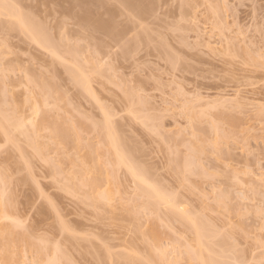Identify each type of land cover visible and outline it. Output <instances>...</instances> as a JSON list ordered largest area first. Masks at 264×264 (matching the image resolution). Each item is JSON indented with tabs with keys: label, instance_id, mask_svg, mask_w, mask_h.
Listing matches in <instances>:
<instances>
[{
	"label": "rangeland",
	"instance_id": "374dc122",
	"mask_svg": "<svg viewBox=\"0 0 264 264\" xmlns=\"http://www.w3.org/2000/svg\"><path fill=\"white\" fill-rule=\"evenodd\" d=\"M10 1L16 5L14 9L20 7L19 14L28 24H39L41 35L48 33L50 44L45 49L44 44L34 42L26 30H21L14 16L0 15V98L4 92L6 98L5 104L0 99V107L6 112L14 107L25 125L32 122L28 118L33 115L32 104L47 95V102L57 103L55 109L61 108L81 138L75 146H63L51 134L49 119L41 122L35 116L34 127L32 123L23 127L38 142L45 143L46 148L38 151L25 139L24 128H0V196L9 214L0 222H14L16 232H29L19 246L24 256L21 258L16 248V257L24 264H39L60 248L74 264H129L121 256L126 253L136 255L135 260L130 258L134 264L152 263L137 259L145 254L143 235L149 237L153 214L138 205L140 198L134 191L137 184L124 165L115 170L117 180L109 185L112 201L101 206L94 201L96 191L104 185L95 188L90 184L95 175L92 163L99 162L103 169L111 167L107 163L112 159L111 150L99 131V123L107 114L118 131L114 130L115 135L119 134L120 142L129 149L128 158L134 154L132 159H138V167L145 168L151 182L157 181L156 186L176 193L173 195L180 197L183 201L177 200L191 213H201L202 218L213 222L214 228L205 220L215 230L213 242L221 244L218 248L226 249L230 256L224 264H264V0H141L146 10L142 7L139 15L120 0H77L79 4L76 0ZM108 7L112 11L108 12ZM84 10L89 16L98 14L97 18L106 23L111 22V16L116 33L119 29L121 35L112 36L108 28L100 30L96 24L99 19L92 21L94 17H90L91 22L81 21L78 16ZM74 45L79 55L72 51ZM56 49L66 54H58L55 59L51 55ZM171 55L174 59L170 63ZM73 57L82 67L87 90L71 78L67 69ZM48 68L57 72L50 74ZM42 70L50 72L43 74ZM50 77L56 88L48 82ZM40 79L41 86L49 88L50 84L59 92L52 90L48 96L50 90L41 89ZM44 81L49 84L44 85ZM129 92L132 95H127ZM48 107L53 114L55 106ZM197 112L203 114L202 122L196 120L204 127L202 131L213 119L223 126L221 130L233 121L234 126H230L234 133L229 134L228 141L219 143L221 150L216 151L210 146L213 132L201 131L205 150L197 156V166L207 174L201 178L189 173V181L187 177L184 181L180 180V165L201 136L198 125L189 120ZM126 149L121 151L125 153ZM174 159L180 165L173 164ZM51 166L61 171L55 174ZM178 166L180 176L174 171ZM76 171L71 180L65 178ZM64 182L76 184L75 190L67 191ZM221 191L222 195L227 191L228 197L218 204L215 197ZM133 201L137 208L133 206L137 212L134 219V210L127 211ZM162 207L163 221L170 223L171 217L167 218L168 212ZM161 211L159 216L164 218ZM172 219L171 232L170 224H166L167 229L158 228L160 244L170 261L186 264L185 249L191 232ZM56 261L53 264H59Z\"/></svg>",
	"mask_w": 264,
	"mask_h": 264
},
{
	"label": "bare ground",
	"instance_id": "6f19581e",
	"mask_svg": "<svg viewBox=\"0 0 264 264\" xmlns=\"http://www.w3.org/2000/svg\"><path fill=\"white\" fill-rule=\"evenodd\" d=\"M74 1V0H73ZM95 1V0H94ZM97 1H100V0H97ZM97 1H95L96 3H97ZM119 1V0H118ZM120 1H122L124 4L126 3L127 5H129V6H132V8H131V10H133L134 8L137 10H135V12L137 13V12H139L138 13V15L140 14V13H142L143 12V8L142 7H144L145 8V10H146V7H145V4H144V6H142L143 5V3H145V0H143V1H141V0H120ZM138 1H140V2H138ZM10 2V3H9ZM74 2H77V0L76 1H74ZM141 2H143V3H141ZM78 3V2H77ZM141 3V4H140ZM10 4H12V6L10 5ZM17 4V3H16ZM79 4V3H78ZM14 3L12 2L11 3V1L9 0V1H7V0H0V15L2 14H4L5 16H9L10 18L12 17V18H14L13 20L14 21H16L15 23L17 24V25H21V26H19L20 28H21V30L24 32V30H26L25 32H26V35H28L29 37H30V39L32 38V40L35 42H37V43H39V45L41 44H44V46H45V49H48L47 47L48 46H46V45H48V44H50V36H48V33H43L42 35L40 34V27L38 28L37 26H39V24H35V25H30V24H28L27 23V21H26V18H25V16L24 15H21V14H19V10L17 9V8H15L14 9ZM123 5V4H122ZM186 5V4H185ZM16 6V5H15ZM17 6H18V4H17ZM129 6H127L126 8H128V9H130V7ZM184 6V5H183ZM182 6V7H183ZM211 6V5H210ZM214 6H216V5H214ZM187 7V6H186ZM110 7H108L107 8V11L109 12V11H112V9H110V10H108ZM185 8V7H184ZM183 8V11L185 10ZM213 7L211 6V9H212ZM216 8H218V7H216ZM18 10V12H16L17 10ZM16 10V11H15ZM142 11V12H141ZM214 11V10H213ZM21 12H23L22 10H21ZM84 12L85 13H83V15L82 16H78L79 17V19L81 20V19H83L84 21L85 20H90V17H94V19L93 18H91V20L92 21H97V19H99V22L98 23H96V24H99V25H97V27H99L100 26V28L102 27L103 28V31H104V28H105V30H106V28H108V32L109 33H111L112 34V36L114 35V37L115 36H117V35H115V34H118V36L119 35H121V32H120V30L118 29V32L119 33H116L117 32V30H115L114 28L115 27H113V25H114V23L112 24V22H114L113 21V19L111 18V16L108 18V20L109 21H111V22H109V23H106L105 22V20L104 19H102L101 20V17L100 18H97V17H99V16H96V15H98V14H95V16H94V14L91 16H89V14L84 10ZM187 12V11H186ZM218 12V11H217ZM182 13V12H181ZM185 14V13H184ZM214 14H216V13H214ZM219 15V14H218ZM14 16V17H13ZM182 16H184L183 14H182ZM80 17H82V18H80ZM96 17V18H95ZM219 17H220V15H219ZM91 20H90V22H91ZM104 20V21H103ZM82 21V20H81ZM101 21V22H100ZM103 21V22H102ZM220 21V20H219ZM223 22V21H222ZM87 23H89V21H87ZM94 23V22H93ZM95 23L93 24L94 26H95ZM217 23H218V21H217ZM13 25V22H10V24H9V26L10 25ZM92 24V23H91ZM16 25V26H17ZM110 25V26H109ZM112 25V26H111ZM8 26V25H7ZM14 26L15 25H13L12 26V28H14ZM218 26V25H217ZM220 26V25H219ZM224 26V25H223ZM223 26L221 27V29L223 28ZM18 27V28H19ZM24 27V28H23ZM97 27H96V29H97ZM110 27H113V29L115 30V33H114V30H112V28L111 29H109ZM17 28V27H16ZM20 28H19V30H20ZM99 28V29H100ZM102 28L100 29V30H102ZM15 29V28H14ZM98 29V30H99ZM110 30H111V32H110ZM21 31V32H22ZM112 31H113V33H112ZM122 31V30H121ZM105 32H107V31H105ZM29 33V34H28ZM47 34V35H46ZM46 36H48L47 38H46ZM28 37V38H29ZM31 40V41H32ZM32 41V42H33ZM44 46H43V48H44ZM77 47V45L75 46H73V48H71L72 49V51L73 52H77V53H75V54H77V55H79L78 53L80 52L79 50H78V47ZM74 48H76L77 49V51H75L74 50ZM59 49H56V52L54 53L55 55H51V56H53V57H55V59H56V57H59L60 55L62 56L63 55V53H65L66 54V52H64L65 50H63V53L62 54H60L61 52H62V50L61 51H58ZM66 51H68L69 52V48H68V50H66ZM58 52H60V53H58ZM67 52V53H68ZM72 52V53H73ZM58 54H59V56H58ZM74 54V53H73ZM72 54V55H73ZM74 54V56H76V59H77V55H75ZM169 56H170V54H169ZM251 57V56H250ZM74 59L72 60V62H71V64H70V66L67 68L68 70H69V73H70V76H71V78L76 82V83H78V84H80L82 87H84L85 88V90H87V79H86V77H85V75H84V72H83V70H82V67H81V65H80V63H78L76 60H75V57H73ZM168 58V57H167ZM174 59V57H173V55H171V57H169V62L171 63V59ZM177 58V57H176ZM252 58V57H251ZM54 59V58H53ZM79 59V58H78ZM80 60V59H79ZM78 60V61H79ZM253 60V59H252ZM176 61V60H175ZM174 61V62H175ZM50 63V62H49ZM50 66V65H49ZM54 69L55 68H53V70L52 69H50V68H48V70H50L51 71V73L50 74H52V71L53 72H57V71H54ZM43 71V70H42ZM41 71V72H42ZM49 71V72H50ZM41 72H39V73H41ZM49 72H46V73H49ZM38 72H37V74H39ZM45 73V71H43V74ZM45 73V74H46ZM36 74V73H35ZM50 74H49V76H50ZM55 75H56V73H55ZM55 75H52V77L53 76H55ZM41 76V75H40ZM43 76L44 75H42L41 77L43 78ZM40 78V77H39ZM38 77L37 78H35V79H39ZM46 79V78H45ZM48 79V82L53 86L54 85V87L53 88H56L58 85H57V83L56 82H50L49 80H51V77H50V79L49 78H47ZM53 79H57V78H53ZM59 79V78H58ZM57 79V80H58ZM43 80V79H42ZM56 80V81H57ZM54 81V80H53ZM37 82H40L38 85H40V84H42L41 82H43V81H41V79H40V81L39 80H37ZM45 82H47V81H44V85H48V84H45ZM55 83V84H54ZM50 84H49V88H47L48 86H44V87H46L45 89H46V91H47V89H49L50 91L49 92H47V94H48V96L51 94V93H53V88H52V86L50 87ZM39 87V86H38ZM40 87H41V89H44V87H43V85L41 86L40 85ZM53 90V91H52ZM58 89H56V91H54L55 93L56 92H59V91H57ZM52 91V92H51ZM45 93V92H44ZM44 93H43V95H44ZM130 93H131V95H132V92H129L127 95H130ZM2 94H3V91H2ZM1 94V95H2ZM46 95V94H45ZM52 95V94H51ZM50 95V96H51ZM64 96V95H63ZM3 97H5V92H4V95H3ZM3 97H1L0 99H2V101L3 100H5V99H3ZM44 97H46V99H47V95L46 96H44ZM45 98H43V100H41L38 104L35 102V103H33L32 104V106H31V110H32V117H31V115L28 117L29 118V121H32L31 123L33 124H31L30 122H27L26 124L29 126H31V127H34V122H33V117H35V116H39L40 117V119H41V122L42 121H44V120H48L49 119V121L51 122V134L54 136V137H56V138H58L59 139V141H60V144H63V146H66V145H68V144H72V146L74 145H77L78 144V142H79V140H81V138H80V136H79V134H78V131H77V129H76V127L72 124V122L70 121V123H69V120L67 119V118H64V116L65 115H63V113L61 112V108L59 107L58 109H59V111H57V113H56V110H58V109H55V108H57L58 107V105H56L57 103H55L53 100L51 101L50 100V103L49 102H47V100H46ZM1 101V100H0ZM1 101V102H2ZM6 101V100H5ZM5 101H3L2 103L3 104H5ZM49 101V100H48ZM56 101V100H55ZM0 102V105L2 104ZM51 102H53V104H55V105H52L51 104ZM48 103H49V105H48ZM48 106H55V107H52L53 109H55V111H53V114H52V111H51V113L49 112V110H50V108L48 107ZM2 107V106H1ZM0 107V123L2 124H0V128H2L3 127V125H4V127L5 128H3V129H6L5 131H8L7 129H12L11 128V126L14 128L15 127V129H17V128H19L20 130H22L24 127L23 126H25V125H23V123L25 122V120H23L22 118H21V116L18 114L19 113V111L18 110H16L14 107H8L9 109H8V112H6L7 110H3V108H1ZM51 108V109H52ZM52 109V110H53ZM198 112H200V111H198ZM197 112V114L195 113H193V114H191L190 115V117L191 116H193V117H189L190 119V121L194 124V126H196V125H198V132H200L201 133V136L198 138V142L195 144V147H194V149L190 152H188L187 154L189 155H185L186 157L183 159V161H182V164L180 165V164H178L177 162L179 161V160H177L176 159V157H177V155H174V156H172L173 158H175L176 160H177V162H176V160L174 159L173 160V164H175V162L178 164V165H180V167L182 168L183 167V170H181V171H179L178 172V170H180L181 168L179 167V168H177V171L176 170H174L176 173L178 172L179 174H181V178H180V180H183L185 177H187L186 179L189 181V179H188V176H189V173H190V175H191V173H193L194 175H196V176H200L201 178H203V176L205 175L204 173H206V171L204 170L203 171V169L201 170V168H199L200 167V165H199V162H198V159H197V156H199V154H201V153H203V151L205 150V143H204V136L202 135V132H205L206 133V131L207 132H213V134H214V139H213V141L212 140H210V141H212L211 143H210V146L212 147V148H215L214 150H216V148H217V150H221V148L220 147H218V145L220 146V144H221V142H226V140L228 141V137L230 136V135H233V133H234V131H233V127H231L232 125L234 126V123H233V121H232V123L229 125V127L232 129V130H230V129H228V128H226L225 130L223 129V130H221L222 128H223V126L219 123H216L217 121L216 120H209V121H207V122H209L210 124H207V126H206V128L207 129H209V131L208 130H206V128L204 129V131H202V129L204 128H201L200 126H199V123L200 122H202L201 120H202V118H201V116H200V114L202 113H198ZM49 113V114H48ZM55 114V115H54ZM60 114V115H59ZM62 114V115H61ZM198 114H199V116H198ZM20 117H19V116ZM201 115H203V114H201ZM104 116V115H103ZM196 118H195V117ZM199 118V120H198V118ZM64 118V119H63ZM104 118V117H103ZM142 118V117H141ZM145 118V117H144ZM143 119V118H142ZM146 119H147V117H146ZM192 119H193V121H192ZM199 121V123L196 121ZM234 120V119H233ZM24 121V122H23ZM103 121V122H102ZM101 122H102V124H100L99 123V131L101 132V135H102V138H103V141L105 142L104 144L107 146V148H109L110 150H111V154H112V159H109V161H107V163H109L110 165H111V167H110V169L108 170V169H106V168H104L103 169V167L101 166V164L99 163V162H94V163H92V164H94V165H92V167H91V170L94 172V176H93V178H91V182H90V184L91 185H93L95 188H97L98 186L99 187H101V185L103 186L104 185V188L102 189V190H97L96 191V195L94 196L95 198V203L98 205V206H101V205H104L105 203L107 204V203H110L111 201H112V199H113V191H112V189L110 188V184H112L113 182H116L115 180H117V177H114V175L117 173L116 171V169H118L119 170V166L121 167L122 165H124V167L125 168H127L126 169V171H129V174L130 175H132V176H130V177H132V178H134V182L133 183H136L137 184V189L136 190H134V191H136L137 193H135V195L136 196H138L139 198H140V203H138V205L142 208H146L147 209V211H149V213H150V215H152L153 214V216H151V220H150V222H152L151 223V226L150 227H152V228H149V232H150V234H149V237H147L146 236V234L145 235H143V242H144V245L146 246H144L145 248H146V251L144 250V255H142L143 257L145 256L146 257V259H147V261H146V259H145V257H144V259H143V257L142 258H138L137 260H141V261H139L140 263H147L148 261L149 262H152V263H150V264H175V262H177L178 260H174V261H170V259L167 257V253H166V250L164 249V248H162V246H161V244H160V235H161V232L159 233V229L158 228H165V229H167V227H168V225H166V224H170L169 225V228L168 229H170V230H168L169 232H171V228L170 227H172V224H171V218H174V219H172V220H174V221H177L176 223H181V224H183L188 230H189V232H191V238H190V242H187L186 243V249H185V253H186V256H185V262H186V264H224V261H225V259L226 258H228V259H230V256L228 255V253H226V249L225 250H221L220 248H218V243H216V242H213V240L211 239V237H212V235L215 233V230H213L212 228H214L213 226H214V224H213V222L210 220V219H207L206 217L205 218H202V217H204L203 215H202V217L200 216L201 215V213H198L199 215H197L196 213H191L187 208H185L184 206H182V203H180L179 202V200H177L178 198H180V197H176L175 195H173V194H176V193H172V192H167L166 191V189L165 188H162L161 187V185L159 186L158 185V183H157V185L159 186H156V182L154 181V180H152V182L154 181V183L155 184H153L152 182H151V176L150 175H148L145 171H143L144 169L143 168H139L138 166H139V164H138V159L136 160H134V159H132V158H135L134 157V154L133 155H131L130 156V158L132 159V160H130V158H128L129 157V149L127 150L123 145H125V146H127L126 145V143L125 142H123V143H125V144H123L122 142H120L121 140H122V138H119L120 136H119V134H118V137H117V134L115 135V131H117V129H116V127H115V125L113 126V122H112V124H111V122L109 121V119H108V117H107V114L105 115V118L102 120ZM205 121V120H204ZM210 121H212V122H210ZM215 121V122H214ZM68 122V123H67ZM195 122V123H194ZM220 122V121H219ZM144 123V122H143ZM147 123V122H146ZM216 124H218V125H216ZM220 125V127H218ZM9 126V128H6V127H8ZM21 126H22V128H21ZM115 127V128H114ZM197 127V126H196ZM200 127V128H199ZM225 128V127H224ZM235 128V127H234ZM18 129V130H19ZM34 130V128H31V130L30 131H33ZM116 129V130H115ZM199 129H201L200 131H199ZM2 130V129H1ZM115 130V131H114ZM227 130L230 132H228L227 133ZM236 130V129H235ZM23 131H25L24 133H26L25 134V137H26V135H27V138H25V139H27V142L28 143H30V145H32L33 147H35L38 151H41L42 149H45L46 148V145H45V143H41V142H38V140H37V138L35 137L34 138V136H32V135H29V129L27 130H25V128L23 129ZM23 131H22V133H23ZM26 131H28V132H26ZM202 131V132H201ZM231 131H232V134H231ZM118 132V131H117ZM3 133H4V131H3ZM5 133H7L8 134V132H5ZM4 133V134H5ZM23 133V134H24ZM7 134H6V136H7ZM199 134V133H198ZM227 134H228V136H227ZM230 134V135H229ZM9 136V135H8ZM7 136V137H8ZM32 138H31V137ZM227 137V139H225ZM9 138V137H8ZM231 137H229V139H230ZM121 139V140H120ZM206 139V138H205ZM220 140V141H219ZM121 143H122V145H121ZM220 143V144H219ZM121 145V146H120ZM88 146V145H87ZM126 149L125 150V153H127V154H125L124 153V150H122L121 151V149ZM190 149V148H189ZM216 150V151H217ZM219 150V151H220ZM218 151V152H219ZM175 151H173V153H174ZM191 153V154H190ZM227 153V152H226ZM130 154H131V152H130ZM174 154H176V152L174 153ZM127 156V157H126ZM133 156V157H132ZM169 156H171V155H169ZM50 158V157H49ZM126 158H128V159H126ZM170 159V158H169ZM50 161H52L51 159H49ZM171 160H172V158H171ZM49 161V162H50ZM134 161H137L136 163L134 162ZM54 162V161H53ZM171 163V162H170ZM50 164H51V162H50ZM53 164V163H52ZM58 164H59V162H58ZM58 164H56V163H54V167H58V169H59V166H56V165H58ZM197 164L199 165V167L197 166ZM172 166V165H171ZM194 166H196L195 168H197L198 170L196 171V169L194 168ZM52 167V169H55V171H54V173L56 174V172L57 173H59L60 171H61V168H60V171L58 170V169H56V168H53V166H51ZM123 167V166H122ZM142 167V166H141ZM174 168V167H173ZM200 169V170H199ZM57 170V171H56ZM116 170V171H115ZM197 173H196V172ZM201 171H202V173H201ZM195 172V173H194ZM198 172H200V173H198ZM115 173V174H114ZM177 173V174H178ZM186 173H188V175L186 174ZM76 174H77V171L76 172H70L69 173V175L68 174H66V175H68V177L67 176H65V178H68L69 180H71L72 178H74L75 176H76ZM118 174V173H117ZM116 174V175H117ZM147 174V175H146ZM178 174V175H179ZM185 174V175H184ZM202 174V175H201ZM207 174V173H206ZM209 174V173H208ZM115 175V176H116ZM183 175V176H182ZM150 176V177H149ZM180 176V175H179ZM208 176H210V175H207L206 177H208ZM79 178V177H78ZM204 178H205V176H204ZM68 179H66V181H68ZM154 179V178H153ZM186 179H184V181H187ZM133 180V179H132ZM183 181V182H184ZM67 183H65L64 182V185H63V187L66 185ZM78 184H81V178H79V182H78ZM75 185L76 184H72V185H70V184H67L66 185V187H64L67 191H73V190H75ZM163 186V185H162ZM161 187V188H160ZM136 188V186L134 187V189ZM165 189V190H164ZM165 191V193H164V191ZM69 191V192H70ZM223 192H224V190H222ZM222 191H221V193L220 194H218L217 195V197H215L216 198V202L218 203V204H220V203H223L224 201H225V197H228V196H226L225 194H228L227 193V191H225V193L222 195ZM169 194H172V196L170 195V196H168L167 195V193ZM2 194V193H1ZM0 194V195H1ZM135 195H134V197H135ZM177 195H179V194H177ZM220 195V196H219ZM133 197V196H132ZM0 198H1V196H0ZM214 198V199H215ZM4 199V198H3ZM2 198L0 199V220L1 219H5V218H8L9 217V214L7 213V211H6V205H5V200L4 201H2L3 200ZM134 199V198H133ZM180 201H183V200H181V198H180ZM3 202V203H2ZM134 201H133V203H132V206L130 205V207H132L131 209H130V207H128L129 208V210H127L126 208V210L128 211V213L130 212H132V210H134V208L135 209H137L134 205ZM133 206H134V208H133ZM162 206H164L165 208H166V210L165 211H167L168 212V215H166L167 216V218L170 216L171 218H168L169 219V221H170V223L168 222H166V220H164L163 221V219H165L166 217H164V212H162L160 209H162L163 207ZM218 207H220L219 205H217ZM162 207V208H161ZM227 209V208H226ZM237 209V208H236ZM126 210H124L125 212H126ZM131 210V211H130ZM163 210V209H162ZM136 211H138V210H136ZM159 211H161V213H160V215L161 214H163L162 216L164 217V218H162V217H160L159 216ZM127 213V212H126ZM127 213V214H128ZM135 213H136V215H135ZM238 213V212H237ZM237 213H236V215H237ZM239 213H241L240 212V210H239ZM239 213H238V215H239ZM133 214V219L135 218V216H137V212H135V210H134V212H132L131 213V215ZM129 215V214H128ZM130 215V216H131ZM237 215V216H238ZM242 215V214H241ZM240 215V216H241ZM148 216H149V214H148ZM150 217V216H149ZM239 217V216H238ZM161 218H162V220H161ZM208 220V221H211L212 222V224H211V222H209L210 223V225H212V228L210 227V225H209V223L208 222H206L205 220ZM174 221H172V222H174ZM162 222H164V223H162ZM264 224V220H263V222H262V226H264L263 225ZM14 222H9V223H5V222H0V264H2V263H9V264H24V262L22 261V260H20V259H18L17 257H16V255H17V249L16 248H19V246H20V244H21V242H23V241H25L26 240V236H28L29 235V232H26L25 234L22 232V233H20V231L19 232H16L15 231V229H14ZM162 225V226H161ZM182 225V226H183ZM166 226V227H165ZM173 228V227H172ZM212 229V230H211ZM26 231V230H25ZM160 231H161V229H160ZM173 232V231H172ZM214 232V233H213ZM174 233V232H173ZM26 235V236H25ZM215 235V234H214ZM213 235V236H214ZM24 237H26L25 238V240L23 239ZM71 237V236H70ZM144 237H147L148 239H146V238H144ZM144 239H146L147 241H145ZM145 242H146V244H145ZM219 246H221V244L219 245ZM21 247H22V245H21ZM59 249V250H58ZM55 250H57L56 251V253L58 252L59 253V255H58V253L56 254V253H53L54 255L56 254L58 257H56V256H50V257H48V258H46V259H44V260H42V261H40L39 262V264H53L56 260H59V264H69V260H70V258H67L66 259V256L64 257V253L62 252V250L60 249V248H56ZM61 250V251H60ZM24 250L23 249H18V253L20 254V257L22 258L23 256H24V252H23ZM60 251V252H59ZM54 252V251H53ZM130 254H133V253H130ZM130 254L129 253H126V254H121V256H122V258L124 259V260H126V259H128L127 261H128V263L129 264H134L133 263V260H131L130 258L133 256V255H131V257H130ZM61 255V256H60ZM128 255V256H127ZM124 256H126V257H129V258H125ZM136 256V255H135ZM135 256H133V258L132 259H134L135 260ZM64 257V258H63ZM135 257V258H134ZM232 258V257H231ZM61 259H63V262L61 261ZM233 259V258H232ZM129 260L131 261V262H129ZM143 260H145V261H143ZM68 261V262H67ZM57 262V261H56ZM60 262H62V263H60ZM148 262V263H149ZM70 263L71 264H74V263H72L71 262V260H70Z\"/></svg>",
	"mask_w": 264,
	"mask_h": 264
}]
</instances>
